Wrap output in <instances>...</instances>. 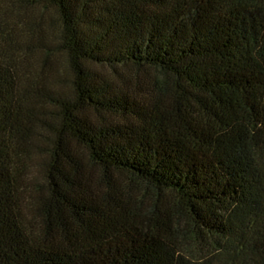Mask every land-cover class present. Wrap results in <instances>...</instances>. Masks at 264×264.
<instances>
[{"label": "trees", "instance_id": "16d2710c", "mask_svg": "<svg viewBox=\"0 0 264 264\" xmlns=\"http://www.w3.org/2000/svg\"><path fill=\"white\" fill-rule=\"evenodd\" d=\"M0 264H264V0H0Z\"/></svg>", "mask_w": 264, "mask_h": 264}, {"label": "rangeland", "instance_id": "374dc122", "mask_svg": "<svg viewBox=\"0 0 264 264\" xmlns=\"http://www.w3.org/2000/svg\"><path fill=\"white\" fill-rule=\"evenodd\" d=\"M46 11H47V15L49 17L48 22L50 23V25H52L54 28H56L58 25V20H57V16H56L55 12L53 11L52 8H47ZM93 69L95 71H100V72L105 73V74H109L110 70H112L110 67H98V66H94ZM117 70L123 76H130L131 74H134V73H139L142 75V73H143L144 75L146 74L149 78H151V77L158 76L160 74L156 68H152V67H145V68L137 69V68H132L130 66H125V67H118ZM140 87H142V86H140ZM43 135L48 136V134L45 132L43 133ZM44 144H45V142H44ZM119 178L126 181V182H132L134 184H137L139 187H141V189L147 191V187L144 184L139 183V181H137L136 179H134L133 177H131L127 174L119 175ZM168 199L172 202H175V198H173L172 196H170Z\"/></svg>", "mask_w": 264, "mask_h": 264}]
</instances>
